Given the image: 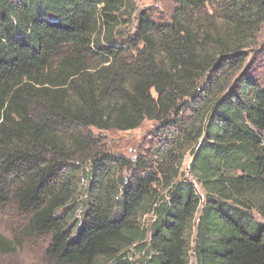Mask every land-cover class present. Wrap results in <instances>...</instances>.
<instances>
[{
	"label": "trees",
	"instance_id": "obj_1",
	"mask_svg": "<svg viewBox=\"0 0 264 264\" xmlns=\"http://www.w3.org/2000/svg\"><path fill=\"white\" fill-rule=\"evenodd\" d=\"M173 1L124 37L132 0H0V210L47 238L49 264H188L187 150L195 264H264V82L241 71L264 0ZM144 121L154 146L134 159L90 131Z\"/></svg>",
	"mask_w": 264,
	"mask_h": 264
},
{
	"label": "rangeland",
	"instance_id": "obj_2",
	"mask_svg": "<svg viewBox=\"0 0 264 264\" xmlns=\"http://www.w3.org/2000/svg\"><path fill=\"white\" fill-rule=\"evenodd\" d=\"M132 2L135 5L136 13L132 17L129 25L120 29V34L124 37L128 34H133L136 27L135 16L139 12L148 10L156 21L166 23L174 9L173 0H132ZM263 44L264 24L261 26L254 39L250 40L243 50L246 55V61L241 70L242 72L245 71L258 75L261 82H264V57L260 55L259 50ZM183 103H188V101L184 100ZM158 126L157 123L144 121L138 129L129 132H98L94 129L90 131L93 135L101 137L106 151L111 154L134 159L138 154H146L147 150L152 151L154 146L153 136H155ZM190 162V151L187 150L183 155L180 173L183 177L192 182L197 194L202 199L194 218V227L187 235L189 244L188 264H195L193 246L196 235V223L204 206L205 194L188 173ZM124 176L128 177V173L124 172ZM83 185H85V183H83ZM75 201L82 209L83 203L85 202L83 189L79 190L75 197ZM253 217L257 222L263 223L257 214L254 213ZM77 218L81 219V214H79ZM152 221L153 217L144 216L141 219V224L147 226ZM25 228L26 222L24 218L17 214L14 209L5 207L0 210V238L10 244L9 249L0 251V264H49L45 259L47 238L31 236L27 233ZM128 257L131 264H145L146 257L143 253L130 250ZM98 261V264H103V260Z\"/></svg>",
	"mask_w": 264,
	"mask_h": 264
}]
</instances>
